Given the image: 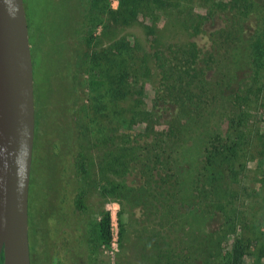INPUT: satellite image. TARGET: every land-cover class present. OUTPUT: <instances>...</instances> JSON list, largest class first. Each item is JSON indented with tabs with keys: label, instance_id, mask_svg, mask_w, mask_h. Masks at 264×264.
<instances>
[{
	"label": "rangeland",
	"instance_id": "obj_1",
	"mask_svg": "<svg viewBox=\"0 0 264 264\" xmlns=\"http://www.w3.org/2000/svg\"><path fill=\"white\" fill-rule=\"evenodd\" d=\"M115 1L23 0L38 130L30 264H214L216 248L232 240L231 206L243 210L244 225L264 220L260 143L253 139L250 157L205 160L210 136L231 133L246 109L238 95L252 40L238 35L260 19L240 23L237 34L226 7L204 20L211 0H134L133 9ZM184 50L196 59L182 62ZM251 114L246 129L264 134V108ZM209 182L218 193L201 195ZM77 192L85 210L74 205ZM161 193L167 207L157 203ZM103 210L110 250L93 228ZM234 229L255 236L249 250L263 247L264 234Z\"/></svg>",
	"mask_w": 264,
	"mask_h": 264
},
{
	"label": "water",
	"instance_id": "obj_2",
	"mask_svg": "<svg viewBox=\"0 0 264 264\" xmlns=\"http://www.w3.org/2000/svg\"><path fill=\"white\" fill-rule=\"evenodd\" d=\"M32 59L23 0H0V263L30 264Z\"/></svg>",
	"mask_w": 264,
	"mask_h": 264
},
{
	"label": "trees",
	"instance_id": "obj_3",
	"mask_svg": "<svg viewBox=\"0 0 264 264\" xmlns=\"http://www.w3.org/2000/svg\"><path fill=\"white\" fill-rule=\"evenodd\" d=\"M119 4L123 5V7L127 6L131 9L135 8L134 0H117ZM154 3L162 4L163 0H152ZM208 2V0H206ZM219 3V2H218ZM216 3L215 0H211V3H209L207 12L204 15V20L206 18H209L213 13H215L217 10H221L222 7L228 8V19L231 21V27L230 30L234 29L236 30L238 34L241 33L242 27L239 26L240 23L248 22L251 17L253 19L258 17V22L260 19V23H256L254 25V31L252 34L248 35H242L239 34L238 37H241L240 40L243 39H251V52L249 56V60L246 62V70L244 74L247 76V80L245 81L244 90L241 95H238V98L241 101V105L245 106L246 109L240 110L241 116L236 120L234 125V130L232 132H227V134L224 137H221L220 135L217 137L210 136L209 144L212 143L213 145H209L205 148V160L208 163L210 161V157L212 155H218L221 159L220 162L224 159L230 158V159H236L237 154L239 152H242V155H247L248 157L252 156L251 150H253V139L255 138L260 145L258 148H256L255 151H257L258 154L262 155L264 157V134L255 132L252 130L249 131V129L245 126L248 118L252 115L251 112H253L255 109L259 107L264 108V22L261 18L262 9H264V0H226L221 4ZM232 9V10H231ZM233 11V12H232ZM231 12V14H230ZM208 15V16H207ZM260 16V17H259ZM244 17V19H243ZM236 19V21L234 20ZM258 24V25H257ZM234 25V26H233ZM197 22H195V25L193 26V35H196L200 30L197 28ZM238 26V27H236ZM246 30V26H245ZM247 36L249 38H247ZM255 36V37H254ZM213 40V39H212ZM31 52V51H30ZM180 57H182L184 63H190L191 61H194L196 59V56L193 53H190L188 51H183L179 53ZM186 75H188L185 72ZM32 75H33V62H32ZM190 75V74H189ZM194 75H196L194 73ZM244 75V76H245ZM243 76V77H244ZM33 99L34 104L35 101V90H34V84H33ZM238 105V104H237ZM240 108V107H239ZM35 122H36V116H35ZM231 127H233L231 125ZM123 134H127V132L123 131ZM254 136V137H253ZM242 137H245V139H249L248 143L246 145H251L249 148H243L238 142V140ZM211 147V148H210ZM211 150H210V149ZM149 152V151H148ZM147 153V152H146ZM150 153V152H149ZM151 158V153H150ZM208 160V161H207ZM232 162V161H231ZM236 171H232L231 181L234 180V183H236ZM215 180V177L212 178V181ZM211 181V182H212ZM196 184V181H195ZM209 187V190H206V188L199 189L201 195L203 196H212L213 192L215 194L218 193L216 186H212L209 182L207 185ZM196 189V187H195ZM167 191V190H166ZM153 197L156 199L157 196L153 195ZM161 201H158L157 203L167 207L166 198L164 197V194H160ZM233 201V200H232ZM218 203V202H216ZM232 204V202H230ZM74 205L76 209L78 210H85L86 204L83 201V193L77 192L74 197ZM231 210L233 211L231 220H228L227 225L229 227V224L231 221H235L233 226V232L232 234V240L226 244H224V248L222 247L221 252L220 250L216 248L214 251V255L216 257L214 264H263L261 260H264V242L263 247L258 248L256 252L249 250L251 244H254V242H257L256 238L250 237L243 232H237L234 228L239 226L244 228H251L254 229L256 232H260L262 235L264 234V231L262 232L261 228L264 227V220L259 223H255V219H248V221L251 220V223H247L244 225L243 218L246 217L243 210H238L236 206H231ZM237 210V211H236ZM165 213H169L166 211ZM242 220V223L239 221ZM237 221V222H236ZM255 223V224H254ZM244 225V226H243ZM261 227V228H260ZM93 228L95 230V239L96 243L101 245L104 249L110 250L111 247V231H110V214L108 210L101 211V214L99 218L96 220V222L93 224ZM259 229V230H258ZM263 229V228H262ZM253 232V233H255ZM228 241V240H227ZM226 246V247H225ZM162 255H167L165 253H161ZM156 259H158L156 257ZM264 262V261H263ZM158 263V262H157ZM156 264V263H155Z\"/></svg>",
	"mask_w": 264,
	"mask_h": 264
},
{
	"label": "flooded vegetation",
	"instance_id": "obj_4",
	"mask_svg": "<svg viewBox=\"0 0 264 264\" xmlns=\"http://www.w3.org/2000/svg\"><path fill=\"white\" fill-rule=\"evenodd\" d=\"M79 3V0H69V5L68 7H70V5H74V3ZM27 29H28V24H27ZM34 100V99H33ZM35 112H36V103L34 104V135H33V143H34V137L36 136V131L38 132L37 130V125H36V122H35ZM32 160H33V145H32V157H31V163H32ZM30 172H31V166H30ZM30 180V179H29ZM28 204V202H27ZM29 244V242H28ZM29 260H30V246H29ZM1 262V261H0ZM1 264V263H0Z\"/></svg>",
	"mask_w": 264,
	"mask_h": 264
},
{
	"label": "built area",
	"instance_id": "obj_5",
	"mask_svg": "<svg viewBox=\"0 0 264 264\" xmlns=\"http://www.w3.org/2000/svg\"><path fill=\"white\" fill-rule=\"evenodd\" d=\"M111 3H112V5H114V4L116 3V1H115V0H112V2H111Z\"/></svg>",
	"mask_w": 264,
	"mask_h": 264
},
{
	"label": "crops",
	"instance_id": "obj_6",
	"mask_svg": "<svg viewBox=\"0 0 264 264\" xmlns=\"http://www.w3.org/2000/svg\"><path fill=\"white\" fill-rule=\"evenodd\" d=\"M30 1H32V2H33V1H36V0H30Z\"/></svg>",
	"mask_w": 264,
	"mask_h": 264
}]
</instances>
